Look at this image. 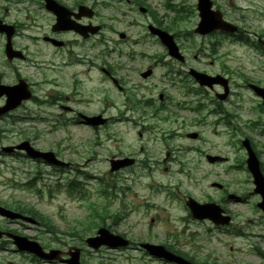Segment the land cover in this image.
Instances as JSON below:
<instances>
[{
	"label": "rangeland",
	"instance_id": "rangeland-1",
	"mask_svg": "<svg viewBox=\"0 0 264 264\" xmlns=\"http://www.w3.org/2000/svg\"><path fill=\"white\" fill-rule=\"evenodd\" d=\"M240 3L249 5L244 10L246 22L241 23V27L251 33L253 43L256 35L264 40V0ZM27 10H30V15L40 17L37 24L25 25V12L19 9L15 12L14 18L19 26L14 47L20 49L27 60L16 59L8 65L4 54L0 53V77L5 83L21 77L31 85L35 99L25 103L24 108L32 110V114L49 118L46 122L26 123L24 128L32 134L35 147L53 150L70 166L56 169L41 162L25 160L21 163L20 158L0 157L7 163L5 167L0 164V203H24L28 209L26 213L40 217L46 225L49 219V226L57 232L44 233L41 239L44 245L52 248L81 243L99 226L128 237L134 244L115 250H92L82 244L80 260L83 264H164L136 247L143 241L166 244L182 251L193 257L195 264H264V258L253 251L258 247L264 252V215L258 208L243 205L236 208L240 215L236 221L241 220L243 224L245 221L243 228L250 234L245 239L220 235L207 222L195 221L184 205L187 196L200 201L211 196L217 199L220 194L210 186L211 182L221 183L235 194H249L251 205L259 200L258 195L250 193L253 185L245 165L241 164L245 151L239 142L243 134H249L258 146L259 158L264 165V112L258 108L257 99L248 90L235 86V95L230 101L234 106L226 104L224 108L234 115L233 124L240 130L222 123L215 124L219 116L208 113L212 107L209 104L212 92L184 96V90L176 88L170 81L176 75L168 72L165 77L169 83L160 82L159 75L164 69L167 71L166 67L170 71L169 66L158 68L154 77L147 80L121 69L124 62L129 63L120 58L117 51L138 50L139 46L120 42L116 34H106L111 40L101 43L95 41L97 37L81 40L71 32H62L57 38L68 44L56 47L40 39L48 33L53 14L44 6L38 9L32 5ZM191 26L188 21L176 28L180 35L178 42L190 56L196 51L201 53L205 43V39L192 32ZM244 45L223 40V50L229 53L237 72H242L249 80L260 78L264 83V56H259L253 47ZM158 52H163L162 48ZM88 53L95 54V58H86L83 64L74 62ZM168 60L167 56L163 58L165 63ZM106 65L113 68L114 76L124 91H119L109 79L102 80L98 66ZM84 68L95 69L89 73L80 70ZM74 73L80 80H72ZM173 80L177 82V79ZM241 80L235 76V84H240ZM160 93L165 97L164 104L180 118L165 119L164 111L158 118L149 114L144 126L149 123L156 126L150 131L140 128L132 120L122 121L121 118L131 116L123 113L127 97L134 101L152 99L157 103ZM200 97L204 100L198 114L179 111L175 107V103L185 100L197 104ZM76 102H79L77 106ZM62 105L87 113L103 111L110 115V122L103 130L107 136L101 137V144L96 145L94 137L79 125L52 128L57 124L55 118L71 115L60 109ZM250 107L256 113H243ZM242 115L255 120L256 125L244 121L245 118L238 120ZM199 118L202 123H193ZM1 125L6 128V133L0 136V145H10L21 139L11 131L9 120H0ZM189 130H200L202 137L189 141L185 136ZM139 131L141 135H138ZM204 151L225 155L228 161L210 165L202 157ZM121 155L132 156L140 163L109 171L108 159ZM149 158L154 160L153 166L145 165L150 163ZM17 180L20 183L31 181L34 187L24 191L13 188L4 191L8 183L13 184ZM106 207L127 215L122 220L117 219L114 214L104 212ZM29 233L36 234L34 230ZM220 240L224 243L221 244ZM31 260L32 257L0 249V264H45Z\"/></svg>",
	"mask_w": 264,
	"mask_h": 264
},
{
	"label": "flooded vegetation",
	"instance_id": "flooded-vegetation-1",
	"mask_svg": "<svg viewBox=\"0 0 264 264\" xmlns=\"http://www.w3.org/2000/svg\"><path fill=\"white\" fill-rule=\"evenodd\" d=\"M60 4L64 5L75 14H79V17L75 16L77 23L83 25H93L98 26L99 30L95 34L89 35L86 39H82L78 34L70 31L74 34L77 38L81 40H89L92 37H97L99 41L108 42L110 38L105 36V34H117L118 38L121 41H132L136 44L140 45H150L152 41L155 43L159 42L157 35L154 33L153 29H162L171 34H173L175 40L177 38L174 26L176 21L179 22H187L189 21L190 24L195 25L198 21V12H197V0H57ZM210 5V9L215 12H219L223 20L237 25V32L235 34H226L222 30H214L208 34L202 35V39H205V43L202 47V51L196 52L189 55V52L185 50L179 44V49L182 52L184 58L182 60L176 59L171 57L167 51H163L161 53L155 51H145L143 56L147 59V65L150 66L149 69L153 70L159 64L158 60L160 57L159 54L163 56H167L169 62L172 64H177L180 66L178 69V73L181 74L182 79L180 82L183 83V87L185 88V93L187 95H202L203 92L211 91L214 95L218 92L223 91V86L216 84L211 89L205 88L203 86H199L196 81L188 74V70L191 68H195L203 73H207L209 75H217L220 74L225 76L229 81V91L227 96L224 99H219L217 96L215 98H210V101L215 106L216 112H224V106L226 104L231 103L232 96L235 95L234 90V83H235V75L237 69L231 64L232 60L229 58V53L223 50V40L226 39L227 41L230 40H237L238 38H250L251 33L246 31L241 27V23L246 22L244 10L248 8L249 5H242L240 1H247V0H207ZM36 5L38 9L44 6L43 0H0V21L7 25L14 26L16 30V34L18 32V22L14 18L15 12L17 9L22 10L25 12L23 21H25V25L27 24H37L40 17L37 15H30L29 11L27 10L28 7ZM241 11V12H239ZM44 20V18L42 17ZM54 21V20H53ZM27 22V23H26ZM51 22L49 24L48 33L44 35H48L51 37H58L62 32L67 31H54L52 29ZM92 27V26H91ZM122 27V28H117ZM15 35L12 36V44L14 46ZM120 34H123L120 36ZM5 33L0 32V40L3 41L1 46L0 53L4 54V45H5ZM231 42V41H230ZM260 44L264 45V40H258ZM68 42L64 41V46H67ZM63 46V47H64ZM141 52L142 50H138ZM200 54V56H199ZM129 55V54H128ZM131 54L130 56H133ZM202 57L204 58L201 61ZM157 60V61H156ZM13 63L12 61H8L7 64L10 65ZM99 70L102 71V68L99 67ZM182 69V70H181ZM90 70L94 71L93 69H86L84 72H89ZM103 72V71H102ZM141 73V71H140ZM85 74V73H83ZM102 76V80L104 78L111 79V74H103L100 73ZM20 77L15 79L17 82ZM242 84L241 87L249 90L251 94L257 98L259 107L261 106V100L259 96L254 92L251 85L256 84L260 87H264V83L260 80L254 79L249 80L245 77H242ZM73 81L80 80L77 77V74L74 73L72 78ZM0 81L1 77H0ZM14 82V83H15ZM13 84V83H12ZM192 86V87H191ZM158 102L155 103L154 100H147L145 102L141 100H132L131 98L127 97L125 100V113L131 114L128 119H132L134 122H137L141 128H148L147 131L154 130L156 127L154 124H148L147 127L144 126V121L150 118L149 114L152 117L158 118V113L160 111H164L166 113L165 119L168 117L177 118L178 114L173 112L169 106L164 104V95L163 93L160 94ZM203 97H200L197 100L198 103H202ZM5 102V98H0V106ZM76 106L79 102L75 103ZM185 104H191L187 100L184 103H178L177 107L180 109L179 111L185 110ZM165 105V107H164ZM203 105V104H201ZM172 107V106H171ZM149 108V109H147ZM151 108V109H150ZM64 110H66L63 107ZM197 110V105L194 108ZM80 109L77 108L76 112ZM189 110H192L189 108ZM85 112V111H84ZM163 112V113H164ZM212 112V111H211ZM264 112V111H263ZM31 111L28 108H24L23 105H19V107L15 108L14 110L6 113L5 115L0 116V120H10L12 131L14 134H21L23 132L24 138L29 139L31 142L33 141L29 136H27L25 128L22 127L23 123L31 117ZM180 118V117H178ZM237 130L236 127H234ZM199 133V132H198ZM141 135V132L138 133ZM251 140V139H250ZM251 142V141H250ZM251 144H253L251 142ZM254 147V144H253ZM142 150V148H141ZM21 153V152H16ZM205 152L203 155L205 156ZM169 155L167 152L166 156ZM154 160L148 159L149 164H145L146 166H153L152 162ZM137 159L135 158V164H138ZM143 164V162H141ZM156 164H158L156 162ZM132 165V166H133ZM220 196L217 200L209 198L206 201H215L224 210V213L230 216L231 222L228 226H217L213 225L211 222L210 225L214 229H218L221 232L228 230L230 228H236L234 226L236 217L239 214L236 211L237 207L240 205H245L248 202L249 194H237L234 196H227L228 191L227 188H221L219 191ZM250 207L249 205H245ZM32 225L24 221L22 219H8L5 217L0 216V231L5 233L11 234H18L21 236L31 237L29 233L32 229ZM238 227V225H237ZM77 244H80L77 242ZM0 249L5 250H12L16 251L18 254L27 255V253L22 251H17L13 244L12 237H8L6 235H2L0 237Z\"/></svg>",
	"mask_w": 264,
	"mask_h": 264
},
{
	"label": "water",
	"instance_id": "water-1",
	"mask_svg": "<svg viewBox=\"0 0 264 264\" xmlns=\"http://www.w3.org/2000/svg\"><path fill=\"white\" fill-rule=\"evenodd\" d=\"M46 7L57 15V23L54 25L55 30H64V29H69L73 28L79 31L80 33H84V28H81L77 24L71 23L69 21V15L70 12L63 7H60L55 1L53 0H47ZM199 8L201 11H206L207 7L202 6ZM202 17V20L198 24V27L196 28V31L203 33L206 31H209L213 28H223L225 30H230L233 31L235 27H229V25L222 23V22H216L215 20L208 19L206 16H203L205 14L201 13L200 14ZM169 50L170 53L173 55H177V48L174 45V43L170 42L169 43ZM14 55H19L18 51L14 50H9L8 56L13 57ZM192 74L195 76V78L198 80V82L201 85H208L211 86L212 83L218 81V78L216 77H210L202 73H198L195 71H192ZM23 83V82H22ZM20 84L19 86H13V87H0V95L5 93L8 97L7 99V105L0 110V112H3L7 109L13 108L16 106L21 99L29 97V94L25 93V85ZM261 96L263 97V104H264V90L262 92L259 91ZM245 145L247 146L248 149V158L246 160L247 162V167L251 171L253 177H254V183L256 185V188L254 189L255 192L260 193L262 196V201L258 203V206L263 210L264 212V177L262 176L258 162L256 160V157L252 150L248 147L247 142L244 141ZM18 148L25 149L27 154L32 156V157H42L48 162H52L54 164H63L59 160H57L52 152H40L37 150H34L29 146L27 142L22 143L21 145L17 146ZM211 160L216 159L215 157L210 158ZM131 160H112L111 161V170H116L125 164L130 163ZM187 206L189 207L193 217L203 219V218H209L215 223H227L228 218L226 216H223L221 214V209L215 204V203H204L200 204L197 201H195L193 198H188L186 201ZM0 211L4 214L7 215H12L16 216V213H12L6 209H3L0 207ZM15 238V243L21 250L28 251L30 253H33L39 257L43 258H59V251L58 250H51L48 253L44 252L43 249L34 241H29L27 239L23 238ZM87 243L89 246L93 248H98L101 245H106L111 248L115 247H122L126 246L128 244V241L124 239L123 237L119 235H114L110 233L107 229L105 228H100L97 231V235L90 237L87 239ZM142 248H144L149 254L153 256H157L160 258H165L170 261H175L180 264H190L188 261L184 260L182 257L173 254L172 252L168 251L164 246L159 245V244H153V243H142L140 245ZM71 257L65 261L68 264H80L79 262V254L78 250L70 252Z\"/></svg>",
	"mask_w": 264,
	"mask_h": 264
},
{
	"label": "trees",
	"instance_id": "trees-1",
	"mask_svg": "<svg viewBox=\"0 0 264 264\" xmlns=\"http://www.w3.org/2000/svg\"><path fill=\"white\" fill-rule=\"evenodd\" d=\"M47 223H48V227L49 228H52V227H50L49 225H50V221H49V219L47 220ZM53 229V228H52Z\"/></svg>",
	"mask_w": 264,
	"mask_h": 264
}]
</instances>
